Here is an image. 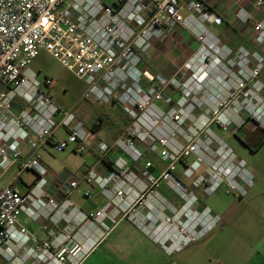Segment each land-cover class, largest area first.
<instances>
[{
	"label": "built area",
	"instance_id": "1",
	"mask_svg": "<svg viewBox=\"0 0 264 264\" xmlns=\"http://www.w3.org/2000/svg\"><path fill=\"white\" fill-rule=\"evenodd\" d=\"M216 1L0 0V180L16 168L0 186L4 264H86L125 218L140 226L147 210L160 220L180 201L185 211L179 219H193V189L211 194L225 187L237 198L247 195L253 175L215 130H241L243 114L254 130H264V54L233 52L209 31L207 24L219 19ZM235 17L264 47V0H253ZM179 28L197 49L171 77L151 72L152 50ZM42 50L85 84L84 100L119 108L128 120L115 143L94 145L98 162L110 164L107 173H85L106 199L94 213H84L71 199L79 188L74 178H59L61 200L49 188L40 148L51 143L57 152L71 147L84 154L101 122L91 127L54 102L53 80L40 79L31 67ZM59 130L63 135L56 137ZM23 145L34 152L31 158H24ZM148 156L158 157L162 168ZM26 172L35 181L23 192L19 184ZM20 215L44 221L49 240L37 238ZM206 215L191 229L175 227L169 218L150 234L170 256L220 222L208 208Z\"/></svg>",
	"mask_w": 264,
	"mask_h": 264
},
{
	"label": "rangeland",
	"instance_id": "2",
	"mask_svg": "<svg viewBox=\"0 0 264 264\" xmlns=\"http://www.w3.org/2000/svg\"><path fill=\"white\" fill-rule=\"evenodd\" d=\"M207 27L212 34L221 40L223 45L233 52L239 48H244L247 51L258 50L264 54V47H259L254 43L253 34L251 36L252 48H249L247 42L239 37L232 27L221 23L220 19L208 23ZM219 28H222V32L237 43L236 48H232L219 37ZM242 28L247 30L250 27L245 26ZM190 39V42L196 43L192 36H190ZM31 67L37 72L40 79L50 78L53 80L51 91L54 102L64 111L75 113L87 125L92 127L96 117L102 112L110 113L111 118L107 119L102 130L93 136L91 140L99 137V139L112 143L111 141L116 136L113 142L115 143L127 129L128 123L124 120V116L120 114V110H112L111 106L89 103L84 100L85 84L64 68L48 52L40 51L33 60ZM259 81L263 84V90L259 95L264 99V67ZM243 117L246 118L247 124L241 130L224 132L216 129L215 133L234 151L239 160H244L247 163L248 169L253 175V186L248 190L247 195L243 198H237L232 194H228L225 187L211 194H204L200 189H193L192 197L196 200L191 206L193 219L184 217L181 220L179 219L185 211L184 202L180 201H177L176 204L173 203L169 208L170 210L165 211V216L159 217L160 220L151 219L147 210L143 211V221L141 222L143 224L140 226L125 218L116 227L123 222H127L154 244L157 243L153 240L154 237L151 236L150 231L153 232L155 227L163 226V223L168 222L169 218H173L175 227H188V229H191L194 225L201 224L200 218L208 217L206 215L208 208L213 217L220 218V222L200 239L186 245L181 251L170 256L158 244L159 251L151 252L136 234L127 233L123 230V235L125 233L127 235L123 237L125 242H120L117 247V243L112 241L114 248L111 250L105 264H223L227 255H230L236 264L253 262V256L255 257L256 252L260 250L256 244L257 237L264 233V142L261 144L263 141L262 133H259L258 136L253 135L254 139H252L251 132L254 130L255 124L247 119L246 114H243ZM120 127L123 128L121 132H119ZM94 149L95 146H93ZM42 152L45 164L55 176L66 174L70 177L71 174L78 181L82 179L83 173L85 175L86 172H84V168L80 167V164L86 161L90 151L74 155L71 153V149L57 152L53 147L48 146ZM148 158L157 164L158 169L162 168V163L158 157L148 156ZM182 172L183 167L181 165L179 166L178 176H181ZM63 176L65 175L61 177ZM23 177L32 178L27 172L23 174ZM87 186L92 185L82 180L76 190L78 192L82 191L83 198H85L83 194ZM176 211H179L177 215H175ZM20 219L23 220L24 217L20 216Z\"/></svg>",
	"mask_w": 264,
	"mask_h": 264
},
{
	"label": "crops",
	"instance_id": "3",
	"mask_svg": "<svg viewBox=\"0 0 264 264\" xmlns=\"http://www.w3.org/2000/svg\"><path fill=\"white\" fill-rule=\"evenodd\" d=\"M252 1L253 0H217L214 5V10L216 11L219 17L220 22L232 27L236 31L237 35L247 42L249 48H252V43H251V36L253 34L252 28L250 27L247 30H243L242 27L245 26L237 23L235 16L240 8H250ZM219 29H220V33L218 34L219 37H221L224 40V42L229 44L232 48H236L237 43L234 42L233 39H231L230 37H227V35L222 32L221 30L222 28ZM190 40H191L190 36L185 30H182L180 28L176 29L172 35L166 37L161 42L160 45H158L152 50L151 59L148 62V69L153 73L161 74L165 77H171L172 75H174L176 70L183 65V63L191 56V54L196 49L197 43L195 42L192 43L190 42ZM50 93L52 95L51 90ZM112 110H120V114L124 116V120L128 123V120L121 109L112 107ZM100 117H102L103 119L101 122V129L95 131V135L102 130L104 123L107 121V119L111 118L110 113L106 111L98 115L96 119H99ZM78 119L80 120L79 117ZM122 129L123 128L120 127L119 132H121ZM254 131L255 130H253L252 132ZM62 135L63 134L61 130H59L56 133V137H60ZM114 138H116V136ZM114 138L113 141H111L112 143L109 142V144H113V142L115 141ZM98 140L104 141L103 139H99V137L97 138L95 137V140L90 139L89 142L90 154L86 157V161L80 164V167L84 168V172H87V170L91 168H96L102 173H107L110 170L109 163H99L97 160L96 151L93 150V146ZM48 146L53 147L51 143H47L46 145L40 148L39 153L43 155L42 150ZM22 149H23V156L25 159H29L33 156L34 152L27 145H23ZM68 149H71L72 154L77 155V153L74 152V148L70 147ZM48 169H49L48 181H49L50 191L55 197L61 200L62 189L60 186L61 184L59 178L62 175H65L63 177H69V175L59 174L55 176V174H52L49 167ZM15 174H16V168H13L4 178L0 180V186L6 185L9 179ZM27 174L32 178L28 179L23 177L22 181L19 184V187L23 192L27 191V189L30 188L31 184L35 181V175L33 173L27 172ZM70 177L74 178L71 176V174ZM84 177L85 175L83 173L82 179L78 180L79 186L82 180L84 182L85 180ZM84 191L85 193L83 194V196L86 193H89L90 198H86L85 196H84L85 198H83L81 193L82 191L81 192L74 191L71 196V199L75 202V204L78 206V208L81 211H83L86 214H90L100 210L105 206L106 199L103 197L101 191L96 186H87L86 189H84ZM20 216L24 217L23 220L20 219V222L23 225H25L37 238H39L42 241L49 240V237L44 229V224H45L44 221L40 220L39 222H33L28 220L24 215H20ZM123 230H125L127 233L136 234L140 238V240H142V243L148 246L151 252H156V250L159 251L157 248L158 247L157 244L149 242L143 235H141L137 230L132 228L127 222H123L118 227L113 229L109 233V235L97 246V248L94 250V252L90 255V257L86 261V264H105V262H107L108 260L111 250L114 248V246L112 245V241H115L117 243L116 244L117 247L119 246L120 242L121 243L122 241L125 242L123 237H126L127 235L126 233L123 235ZM89 234L90 232H87L86 235ZM114 239H118V240H114ZM256 244L258 248H260V250L256 252L255 257L253 256V262L242 263V264H264V233H262L261 236L259 235L257 237ZM234 261L231 259L230 255H227L225 257V262L223 264H236Z\"/></svg>",
	"mask_w": 264,
	"mask_h": 264
},
{
	"label": "trees",
	"instance_id": "4",
	"mask_svg": "<svg viewBox=\"0 0 264 264\" xmlns=\"http://www.w3.org/2000/svg\"><path fill=\"white\" fill-rule=\"evenodd\" d=\"M98 120L100 122H102L103 119H102V117H100ZM99 129H101V124L99 126H94V131H98ZM259 133H262L261 135H263V136H261L262 140H263L261 144H263V142H264V130L263 129L259 128V129L255 130L254 132H252V136L253 135H257L258 136ZM252 139H254V136H253ZM0 264H4V262L1 259H0Z\"/></svg>",
	"mask_w": 264,
	"mask_h": 264
},
{
	"label": "bare ground",
	"instance_id": "5",
	"mask_svg": "<svg viewBox=\"0 0 264 264\" xmlns=\"http://www.w3.org/2000/svg\"><path fill=\"white\" fill-rule=\"evenodd\" d=\"M143 224V223H142Z\"/></svg>",
	"mask_w": 264,
	"mask_h": 264
}]
</instances>
